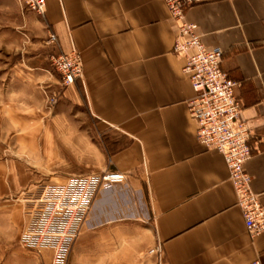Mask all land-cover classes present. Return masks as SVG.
Instances as JSON below:
<instances>
[{
  "label": "crops",
  "instance_id": "crops-1",
  "mask_svg": "<svg viewBox=\"0 0 264 264\" xmlns=\"http://www.w3.org/2000/svg\"><path fill=\"white\" fill-rule=\"evenodd\" d=\"M26 16L41 36L16 63L8 48L15 43L8 23L14 13L0 10L7 49L0 58V100L11 108L24 94L33 151L52 136L46 124H68L62 129L76 146L69 171L124 175L99 187L87 225L127 230L138 264H247L264 252V230L246 231L221 153L195 137L187 110L193 92L183 59L172 51L177 21L162 0H45L41 14ZM185 18L207 46H220V67L238 81L234 93L251 149L244 167L264 203V0H200ZM49 32L53 43L46 41ZM71 49L79 53L81 74L47 107L44 93L59 87L48 56ZM20 204L0 202V209L19 222ZM155 245L158 251L149 252ZM29 256L49 264L50 250Z\"/></svg>",
  "mask_w": 264,
  "mask_h": 264
},
{
  "label": "built area",
  "instance_id": "built-area-1",
  "mask_svg": "<svg viewBox=\"0 0 264 264\" xmlns=\"http://www.w3.org/2000/svg\"><path fill=\"white\" fill-rule=\"evenodd\" d=\"M17 1L38 14L43 12L45 0ZM162 1L168 15L177 21L172 51L183 59L181 68L193 92L187 101V110L195 123V137L207 148L221 153L244 227L250 236L256 235L264 230V203L251 188V176L244 167L251 149L247 143L249 126L240 116V103L234 93L238 81L220 67V46H207L200 38L196 23L185 18L186 8L200 0ZM46 41L53 43L54 33L49 32ZM49 61L58 75L59 85L45 93V103L53 105L60 90L81 74V60L79 53L71 49L51 54ZM123 177L118 171H104L100 176L72 178L55 195L40 199L41 207L28 211L19 242L35 252L50 248V264H63L69 242L77 233L95 190L99 185L105 187ZM158 249L155 245L148 251ZM247 264H264V252Z\"/></svg>",
  "mask_w": 264,
  "mask_h": 264
},
{
  "label": "rangeland",
  "instance_id": "rangeland-1",
  "mask_svg": "<svg viewBox=\"0 0 264 264\" xmlns=\"http://www.w3.org/2000/svg\"><path fill=\"white\" fill-rule=\"evenodd\" d=\"M0 10L14 13V24L12 25L11 20L8 22L14 28L15 38V43L8 47L11 51L9 55L14 57L16 63L22 62L29 42L40 37L41 33L36 27H29L31 25L26 15L30 10L17 0L14 1V5H11V2L0 3ZM5 24L6 21L0 20V26ZM6 51L0 39L1 59H6ZM50 55L48 63L54 70L49 61ZM24 100V94L21 92L11 108L6 106V99L3 102L0 100V202L16 199L21 202L19 222L15 215L7 214L0 209V264H38L29 261L31 250L19 242L28 211L41 207L40 199L55 195L72 178H87L90 174L100 176L102 172L107 171H69L70 165L74 164L72 153L76 152V146L71 143L70 130L62 129L68 124H46L52 136L47 137L46 144H40L33 151L34 147L28 142L31 139L29 132L34 124H24V119L28 121V113L24 111ZM82 148L83 146L79 145L80 154L83 153ZM9 186H15L17 191H8ZM99 187L101 186H98L92 198ZM92 198L87 204L77 233L69 242L63 264H138L139 256H136L135 242L130 239L127 230L119 229L120 227L114 224L87 225L84 222ZM14 223L18 226L16 227ZM110 235H113V238H110ZM49 250L50 264L52 251L50 248Z\"/></svg>",
  "mask_w": 264,
  "mask_h": 264
}]
</instances>
